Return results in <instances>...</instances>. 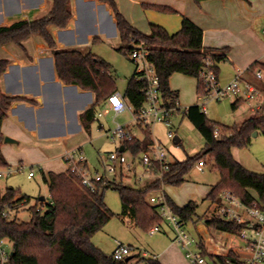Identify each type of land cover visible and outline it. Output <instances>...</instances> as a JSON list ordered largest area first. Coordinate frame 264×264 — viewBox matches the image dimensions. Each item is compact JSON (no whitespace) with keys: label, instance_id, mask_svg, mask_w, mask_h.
Here are the masks:
<instances>
[{"label":"trees","instance_id":"1","mask_svg":"<svg viewBox=\"0 0 264 264\" xmlns=\"http://www.w3.org/2000/svg\"><path fill=\"white\" fill-rule=\"evenodd\" d=\"M49 10L35 19H21L11 25L0 26V45L14 43L24 50L23 42L33 34L40 35L51 49L58 78L65 84L78 85L81 89L91 91L95 102L81 114V120L87 130L94 122L96 107L102 104L111 94L117 91L116 80L112 73L111 64L93 53L91 50L79 48H59L52 33V27L66 28L73 18L71 0H49ZM107 3L115 17L122 45L119 51L129 54L133 43L144 42L149 58L153 62L160 79L162 96L168 105L178 100V93L171 90L170 78L174 73L196 77L199 80L198 93L205 94L206 90L199 78L204 66L206 54L211 52L216 62L225 59L223 54L203 47V30L190 19H182L181 28L175 33L159 25L151 24V31L145 34L134 27L120 11L116 0H97ZM200 4L204 0H194ZM162 12H173L167 6L146 5ZM99 39L95 37L93 43ZM10 60L0 58V165L6 164L1 145L4 135L1 132L3 120L8 116L9 108L17 100H26L19 96H9L2 92L1 78L8 69ZM256 67L264 69V63H254L249 71ZM145 81L137 78L134 71L124 92V97L137 111L145 101L143 87ZM264 90V83L262 86ZM33 102V101H32ZM236 105V104H235ZM205 139L204 150L185 160L175 161L170 171L165 175L166 183L181 185L185 176L195 164L208 157L214 162L219 172V180L213 186L207 199L215 201L225 189L232 190L243 202L252 204L257 201L264 208V173L251 171L244 167L233 155V148H246L252 143L254 131L264 132V112L247 118L241 124L221 127L210 120L199 104L188 107L184 113ZM143 137H136L125 142V148L133 154L146 151L153 142L150 126L138 124ZM227 130L215 136V128ZM48 183L52 203L44 210L32 206L31 219L19 221L6 219L1 212L6 204L17 199L30 200V196L22 194L13 187L3 192L0 188V235L12 241L10 264H128V260H115L105 254L93 242L92 237L111 220L115 213L105 201V191L113 188L119 191L122 214H129L134 223L149 231L154 225L162 222L156 208L148 203L150 192L160 189L159 183L144 187L127 184H105L96 193H91L80 186L76 177L67 169L65 172H50L44 176ZM169 204L184 222L196 221L198 203L194 200L186 205H178L167 193ZM204 223L209 228L222 231L237 232L240 225L225 221L219 217H206ZM223 259V257H220ZM148 264H161L154 258H142Z\"/></svg>","mask_w":264,"mask_h":264},{"label":"crops","instance_id":"2","mask_svg":"<svg viewBox=\"0 0 264 264\" xmlns=\"http://www.w3.org/2000/svg\"><path fill=\"white\" fill-rule=\"evenodd\" d=\"M116 1L126 19L145 34L150 33L151 24H159L169 33H175L181 28L184 17L190 19L203 30V47L215 50L225 57L217 64V73L221 81L230 82L238 73L244 72L247 79L262 88L264 78L256 79L249 69L254 63H264V0H204L200 4L194 0ZM152 4L170 7L173 12H162L146 7ZM50 5L49 0H0V18L5 19L7 26L21 19H35L45 14ZM71 7L73 18L69 26L52 27V33L59 48L90 50L86 48L87 46L84 47L81 41L91 28L96 29L91 35L93 39L109 36L113 27L119 33L113 12L107 3L97 0H71ZM15 45L14 43L0 45V58L10 60L8 69L1 78V89L9 96H19L29 101H14L9 108L8 116L1 125V132L5 136L1 153L6 162L4 166L26 164L25 159L35 160L30 165H42L43 171L39 174L44 179V176H48L50 172H65L67 166L63 159L64 152L79 147L89 140L87 134H90L91 129L85 128L81 114L94 104L95 95L91 91L81 89L78 85L65 84L58 78L52 51L40 35L33 34L25 40L23 42L25 50ZM9 52L12 54L10 55ZM254 69H260L264 73L261 67ZM198 84L199 80L196 77L181 73H174L171 76L170 87L178 93L180 108L199 104L206 112L205 105L202 106L198 99ZM122 94L124 96V93ZM88 100L90 105L84 107ZM105 101L102 103V108L105 107ZM246 101L243 98L231 101L234 111L238 112L243 108V114L245 113L236 124H241L247 118L264 112V106L257 102L251 105L244 103ZM184 117H186L184 113L176 116L175 123L180 124ZM125 124L131 125L130 122ZM132 127L138 131V134L135 133L137 137H143L142 130L135 123ZM257 134H259L258 131ZM83 135L85 138L82 137ZM6 137L12 141H6ZM153 140L159 142L154 137ZM41 141L60 143L62 148L52 155L60 157V161L65 164L64 168L56 169L49 155L45 158L36 157L35 154L29 155L28 150L36 151L35 145ZM174 141L180 143L181 139L175 136ZM13 145L19 148L15 150ZM193 169H198L196 164L191 170ZM46 184L48 185L47 182ZM214 185L215 183L204 185L203 194H206V198L202 203L205 201L207 203L204 212L199 214V218L202 216L203 219L187 222L188 228L193 231V236L198 239L205 238L202 233L203 227L210 230L204 223V218L209 216L211 201L207 199V195ZM173 186L171 183L165 184L164 191L174 200L173 196L179 195V189L171 188ZM197 187L186 188L187 194L180 206L194 200L193 197L198 191ZM0 188L2 190L1 185ZM168 188H171L173 195L168 192ZM41 199L43 198L39 200ZM197 203L199 207L200 203L198 201ZM132 224H134L133 221ZM155 235L162 238L168 236L169 239L164 244L152 246L150 250L136 249L132 243H128L132 249L128 264H135L144 258L143 252H148V257H154L161 264L187 263L183 250L172 241V234L166 225H163V230Z\"/></svg>","mask_w":264,"mask_h":264},{"label":"built area","instance_id":"3","mask_svg":"<svg viewBox=\"0 0 264 264\" xmlns=\"http://www.w3.org/2000/svg\"><path fill=\"white\" fill-rule=\"evenodd\" d=\"M130 52L131 60L136 63L135 72L137 78L145 81L143 91L145 101L142 106L135 111L134 107L125 99L123 94L115 91L105 101V107L95 113V120L99 122V127L104 128L101 118L112 114L113 121L118 114L132 111L135 125L150 126L162 123L167 128V137L174 139L173 120L182 111L178 100L173 105H168L160 87V79L156 68L149 58V51L144 42H135ZM206 54L203 68L199 78L206 90L205 94H199L198 99L202 106L211 99L221 100L229 97L254 100L264 106V91L253 81L245 77L244 72H240L228 83L223 84L219 79L215 69L216 62L211 56ZM256 79L264 78V73L260 69L251 70ZM188 108H184L185 113ZM220 129L215 128V136H218ZM106 135L112 141H118L115 150L100 154L101 168L96 169L92 174L87 158L82 147L66 150L63 159L67 169L76 177L81 187L91 193L98 192L105 184L120 183L127 179L134 186L145 183L147 186L159 183L160 189L152 191L147 196L149 204L154 206L162 218V222L154 225L150 230V235H155L163 230V225L168 227L172 234V241L180 246L184 256L191 264H264V208L254 201L252 204L243 202L232 190L225 189L220 193L217 200L210 203L209 216L219 217L225 221L240 225L237 232L222 231L215 228L221 235L227 238H216L213 236L198 239L193 236L188 229L187 223L175 213L169 204L164 191L166 183L165 175L170 171L172 162L168 152L161 143L153 140L146 151L133 154L125 146V142L136 138L134 128L131 125L117 122L113 128L106 130ZM207 161L202 159L196 163L200 171H204ZM27 171L29 178L43 171L42 165H28L19 163L16 166L0 165V180L5 176L18 175ZM124 184V183H123ZM27 199L18 202L15 198L11 203L6 204L1 212V216L6 219H17L13 214H17L21 209H25ZM48 203H52V198H43L35 204L37 210H44ZM12 253V241L8 237L0 235V264H10ZM132 254L131 246L121 240L115 241L112 257L115 260H125ZM148 252H143L144 258L148 257ZM223 257V259H220ZM135 264H148L145 260H140Z\"/></svg>","mask_w":264,"mask_h":264},{"label":"rangeland","instance_id":"4","mask_svg":"<svg viewBox=\"0 0 264 264\" xmlns=\"http://www.w3.org/2000/svg\"><path fill=\"white\" fill-rule=\"evenodd\" d=\"M0 25H6L5 19L2 17L0 18ZM93 29L94 28H91V30H88L85 33L81 43L84 45V47L87 46L86 48H89L93 53L104 58L111 64L117 89L124 93L128 83V78L131 77L136 69V63L131 60V56L129 54H125L124 52L118 50V48L122 45V42L119 33L116 32L114 27L112 33L109 36L102 39H97V41L94 43L93 36L91 35L94 33V31H96V29ZM57 35L59 37V32H57ZM9 53L10 55L12 54L11 52ZM221 82L223 84L228 83L223 81ZM235 99L236 98L234 97H229L221 100L211 99L207 101L205 104V109L208 118L218 124L220 127L221 125H235L240 121V119L243 118V115H245V113L243 114V108L238 112L232 109L231 101H234ZM244 103L250 105L253 103L256 104L254 100H247ZM88 105H90V100L86 102V106L84 107H87ZM99 110H102V104L97 105L96 111ZM183 110L184 109H182V111L179 113V116L183 114ZM112 117V114H108L101 118V122L105 125L104 128H100L99 122L95 120L92 123L90 134H87L89 140L81 145L92 174L96 171V169L102 170L100 154L115 150L119 145L118 141L114 142L106 135V130L113 128L117 122L123 124L130 122L131 126H133L135 123L133 120V113L130 110L118 114L116 117H114L115 121H112ZM175 120L176 119L174 118V126L172 127V130L174 131V135L181 139L180 143H175L174 139L167 137V128L164 124L156 123L153 124L151 128L153 137L165 146L169 159L172 161H179L184 160L189 156H194L201 153L205 147V139L199 130L186 117H184L180 124L178 122L175 123ZM134 132L138 134L136 129H134ZM222 133L229 134L230 132L220 129L219 136ZM82 137L85 138L84 135ZM37 143L38 144L35 145L36 151L34 149L28 150L30 156L35 154L36 157L39 156L45 158L46 155H49L52 158L56 169L64 168L66 164L65 161L64 164L60 161L59 156L52 155L56 152V150L62 148L59 142L41 141ZM13 147L15 150L19 148L17 145H13ZM233 155L235 159L241 162L247 169L264 173V132H259V134L256 136H253L252 143L249 147L233 148ZM204 159L207 161L204 171L193 169L185 177V182H183L181 186L174 185L171 187H176L179 189V195L173 197L175 202L180 205L183 203L184 196L187 194L186 188L198 186V191L193 197L194 201H198L200 203L197 209L198 214H202L204 212L207 203L206 201L202 203L203 199L206 198V194H203L205 190L204 185L208 183L216 184L220 177L218 170L214 167V162L208 157H204ZM34 161L35 160L32 159H25V162L28 165L32 164ZM123 183L134 186V184L127 179H125ZM144 184L145 183H141L135 186L143 187ZM0 185L2 190H5L8 187H13L22 194L30 196V200L28 201L25 209H21L17 214H13V216H16L17 220L19 221H29L31 219L32 213L30 208L37 204L40 198L49 197V186L39 173L32 178L28 177L27 171L18 175L5 176L0 180ZM171 188H168V192L170 194L173 193ZM105 201L109 208L115 213V215L104 226L103 229H101L92 237V242L105 254H112L116 240H121L127 244L132 243L136 249L142 250H150L152 246L156 247L157 245L164 244L168 241V236H164L162 238L158 235H150L149 231L143 227L137 225L136 223L132 224L133 220L130 215L122 214V204L118 190L113 188L107 189L105 191ZM188 229L193 235V231L190 228ZM202 233L205 235V238L214 235L216 238H222L223 236L224 239L227 238L229 240L225 234L221 235L218 231L208 229L206 230L204 227L202 228ZM179 264L191 263H188L187 261V263L181 262Z\"/></svg>","mask_w":264,"mask_h":264},{"label":"water","instance_id":"5","mask_svg":"<svg viewBox=\"0 0 264 264\" xmlns=\"http://www.w3.org/2000/svg\"><path fill=\"white\" fill-rule=\"evenodd\" d=\"M256 135H257V131H254V132H253V136H256ZM5 140H6V141H12L9 137H6ZM124 147H125V146H121L120 150H123ZM127 260H128V258H127Z\"/></svg>","mask_w":264,"mask_h":264}]
</instances>
